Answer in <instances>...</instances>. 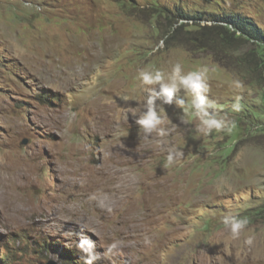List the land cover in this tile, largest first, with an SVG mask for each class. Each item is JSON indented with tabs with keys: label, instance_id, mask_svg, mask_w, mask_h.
<instances>
[{
	"label": "rangeland",
	"instance_id": "obj_1",
	"mask_svg": "<svg viewBox=\"0 0 264 264\" xmlns=\"http://www.w3.org/2000/svg\"><path fill=\"white\" fill-rule=\"evenodd\" d=\"M216 15L264 30V0H0V263L83 264V232L99 253L120 241L96 264H264V73L253 41L208 29ZM175 63L209 68L231 133L158 100L173 131L144 138L138 71ZM171 146L184 155L165 169ZM229 212L249 218L239 239Z\"/></svg>",
	"mask_w": 264,
	"mask_h": 264
},
{
	"label": "clouds",
	"instance_id": "obj_2",
	"mask_svg": "<svg viewBox=\"0 0 264 264\" xmlns=\"http://www.w3.org/2000/svg\"><path fill=\"white\" fill-rule=\"evenodd\" d=\"M208 73L209 68L207 66L185 72L180 63H175L169 72L159 68L140 69L138 71V79L141 84L151 86L146 88L148 95L143 102V112L135 121L142 129L145 139L151 138L153 134L156 137L165 138L173 131L172 128L165 126L169 118L162 104H175L176 107L182 109L184 115L180 116L181 122L198 120L199 123L195 125L198 134L209 136L214 132L231 133L235 129L236 122L219 110L215 99L209 98L211 88L208 82ZM232 87L242 90L244 85L241 80L235 79L232 81ZM181 89L191 94L190 102H186L185 98L178 95ZM158 100H162V104H158ZM241 100L242 96L240 95L234 97L231 104L233 112L238 113L242 110ZM185 116H187V120H185ZM183 155L181 149L175 146L169 147L163 167L165 169L172 167L181 161ZM90 199H96V196L93 195ZM221 222L234 240L240 238L241 233L250 223L248 217L234 215L231 212L223 215ZM253 242L254 237L251 235L244 240V243L249 246ZM119 244L120 241H113L103 253H99L96 251V242L82 232L77 242V248L83 254L81 256L83 264H96L101 257L108 256L117 250Z\"/></svg>",
	"mask_w": 264,
	"mask_h": 264
},
{
	"label": "trees",
	"instance_id": "obj_3",
	"mask_svg": "<svg viewBox=\"0 0 264 264\" xmlns=\"http://www.w3.org/2000/svg\"><path fill=\"white\" fill-rule=\"evenodd\" d=\"M182 18H195V15H189L187 13H181ZM199 18H204L203 15H199ZM219 22L208 26L210 31L220 36L224 42H233L236 40H249L253 41L257 48L253 51L255 69L264 73V30L250 17H232V16H214L213 19ZM225 23V24H222ZM255 53V54H254ZM14 261L13 255L6 252L1 257L0 264H12Z\"/></svg>",
	"mask_w": 264,
	"mask_h": 264
},
{
	"label": "water",
	"instance_id": "obj_4",
	"mask_svg": "<svg viewBox=\"0 0 264 264\" xmlns=\"http://www.w3.org/2000/svg\"><path fill=\"white\" fill-rule=\"evenodd\" d=\"M48 264H56V263H54V262H51V263H48Z\"/></svg>",
	"mask_w": 264,
	"mask_h": 264
},
{
	"label": "bare ground",
	"instance_id": "obj_5",
	"mask_svg": "<svg viewBox=\"0 0 264 264\" xmlns=\"http://www.w3.org/2000/svg\"><path fill=\"white\" fill-rule=\"evenodd\" d=\"M118 184V183H117Z\"/></svg>",
	"mask_w": 264,
	"mask_h": 264
}]
</instances>
